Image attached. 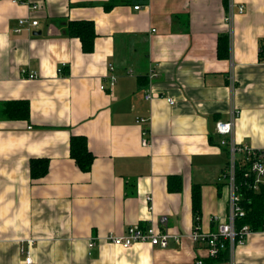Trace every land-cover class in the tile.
<instances>
[{
  "label": "crops",
  "instance_id": "crops-1",
  "mask_svg": "<svg viewBox=\"0 0 264 264\" xmlns=\"http://www.w3.org/2000/svg\"><path fill=\"white\" fill-rule=\"evenodd\" d=\"M233 2L229 22L227 0H0V264H204L206 244L189 236L194 194L201 231L229 214L216 122L235 111L236 142L264 147V0ZM20 17L37 25L17 33ZM76 19L94 21L92 52L65 35ZM109 63L117 79L101 89ZM20 100L27 118H10ZM71 135L87 139V171ZM32 158L48 159L45 175L30 176ZM132 225L178 239L106 238ZM219 255L213 264L230 260ZM233 259L264 264V228Z\"/></svg>",
  "mask_w": 264,
  "mask_h": 264
},
{
  "label": "built area",
  "instance_id": "built-area-1",
  "mask_svg": "<svg viewBox=\"0 0 264 264\" xmlns=\"http://www.w3.org/2000/svg\"><path fill=\"white\" fill-rule=\"evenodd\" d=\"M226 20L231 22L234 15V2L227 0ZM31 8H37L36 4H31ZM134 8H138L135 6ZM238 13L243 12V7L239 6ZM37 19L30 17H20L17 19L14 31L20 33L23 30L31 31L37 25ZM62 63L61 66H64ZM61 68L59 69V71ZM108 70L111 72L108 75V85H101V89H112L116 82V75L112 73L113 65L108 64ZM28 78L33 79L37 76L35 71L28 72ZM151 95H146L150 98ZM167 102L172 105L174 100L168 98ZM235 111H230V118L226 121H217L215 125L216 133L224 136L220 143L226 146L228 150V161L225 170L223 171V179L227 187V200L229 206L228 221L221 222L213 232L201 231L198 224H195L193 231L190 233V238L194 242H204L206 244V251L208 257L217 258L223 249H229L230 260L227 264H236L233 259V254L236 246L243 245L248 236L253 232L248 224L241 226L236 225V220L245 216L246 210L242 205L243 196L240 192V185L237 181V168L244 167L243 176L252 178L248 187L257 190L261 185L264 186V147L255 148L247 145L237 143L233 136L235 127ZM145 119L139 118V121ZM143 145L148 142L146 139L142 141ZM244 178V177H243ZM164 221V219H161ZM176 235H171L168 232H159L155 226L149 227L143 231L138 225L128 227L126 232L122 235H108L106 238L113 244L122 248H128L131 245L139 242H149L152 245H159L165 247L168 244L169 238L178 239ZM94 242L90 241L89 246H93ZM25 261L29 262L30 257L27 255ZM196 264H202V260L196 261Z\"/></svg>",
  "mask_w": 264,
  "mask_h": 264
},
{
  "label": "trees",
  "instance_id": "trees-1",
  "mask_svg": "<svg viewBox=\"0 0 264 264\" xmlns=\"http://www.w3.org/2000/svg\"><path fill=\"white\" fill-rule=\"evenodd\" d=\"M112 6L107 3L105 8ZM109 9V8H107ZM65 35L68 37H76L79 39L81 49L85 53L92 52L94 49V40L97 35L95 31L94 21L91 19H76L67 20L64 26ZM263 49L261 47L260 54ZM6 113L10 118L23 117L27 118L29 113L28 104L26 101L20 100L10 103L5 107ZM69 153L82 171L89 170L94 155L90 152L87 146V139L84 135H71L69 140ZM48 170V159L32 158L30 160V176L39 178L46 174ZM244 167L237 168V181L240 185V192L243 196L242 205L246 213L245 216L236 220V225L241 226L248 224L251 230L257 231L264 228V186H260L257 190L248 187L252 178L243 176ZM244 177V178H243ZM194 216L197 219L199 215V201L197 194L193 196ZM195 221V224L198 221ZM220 258V255L218 256ZM217 259L208 258L204 264H213Z\"/></svg>",
  "mask_w": 264,
  "mask_h": 264
}]
</instances>
